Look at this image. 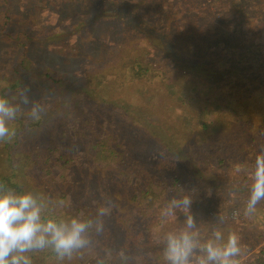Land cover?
<instances>
[{"label":"trees","instance_id":"1","mask_svg":"<svg viewBox=\"0 0 264 264\" xmlns=\"http://www.w3.org/2000/svg\"><path fill=\"white\" fill-rule=\"evenodd\" d=\"M0 1L8 14L9 1ZM68 1L85 25L89 20L98 30L86 31L81 40L89 44L74 58L85 61L79 59L84 52L87 64L64 79L39 72L31 35L13 30L8 15L0 17V97L21 110H43L55 90L71 87L74 96V104L55 109L62 119L50 122L45 109L27 125L38 131L36 150L24 153L23 175H2L0 184L25 193L14 178L28 173L30 188L37 183L48 189L39 200L45 220L91 222V238L73 250L72 261L51 245L23 255L31 264H167L162 236L182 227L185 217L177 209L176 217L162 221L160 212L172 198L189 195L202 241L217 229L225 237L235 232L238 264H264V244L257 240L264 239V200L251 214L242 204L236 219L227 217L226 205L232 197L249 199L255 159L264 148V0ZM58 19L45 14L43 25L56 27ZM98 45L118 54L128 52L125 47L132 51L118 65L103 63L93 55ZM8 49L11 59L4 55ZM83 77L98 90L77 88L71 80ZM131 87L150 93L151 101L141 105L132 95L115 113L108 98ZM22 92L30 103H22ZM156 100L166 109H157ZM43 118L48 131L67 139L45 136ZM27 128H15L13 137ZM3 144L7 148L8 141ZM213 169L220 174L211 179ZM222 173L230 174L231 185Z\"/></svg>","mask_w":264,"mask_h":264},{"label":"clouds","instance_id":"2","mask_svg":"<svg viewBox=\"0 0 264 264\" xmlns=\"http://www.w3.org/2000/svg\"><path fill=\"white\" fill-rule=\"evenodd\" d=\"M21 96L23 104L30 103L23 92ZM41 110L34 106L32 117L39 120ZM20 111L19 104L14 105L6 97H0V141L15 134L8 124L17 118ZM252 181L246 214L253 213L259 202L264 200V148L256 156ZM192 204L193 199L184 195L179 200L172 198L161 209L162 221L176 217L177 209L185 217L182 227L169 230L162 236L167 264H238L237 257L241 254L239 235L229 232L225 237L223 231L217 229L210 238L202 241L197 220L191 211ZM43 211L44 205L31 192L17 193L0 184V264H31L23 254L49 245L61 259L71 257L73 250L85 247L88 243L85 233L91 222L76 218L45 220Z\"/></svg>","mask_w":264,"mask_h":264},{"label":"rangeland","instance_id":"3","mask_svg":"<svg viewBox=\"0 0 264 264\" xmlns=\"http://www.w3.org/2000/svg\"><path fill=\"white\" fill-rule=\"evenodd\" d=\"M10 3V9L11 11L8 14H5L3 11L6 10L5 5L0 9V17L3 15L9 16V22H11V28L13 30H19L27 32L31 35L33 39V44L35 45V51L33 54V60L36 63V68L39 72L47 71L51 72L54 76L58 78H66L67 76H73L72 73L74 71L76 72V69L80 68V64L83 63L82 66L86 65L87 55L84 52L80 53L79 55L82 56V58H79L80 60H85L80 63H78V60L74 61V58L76 57V52H78L79 47H83L87 43L86 40H81L84 35L86 34V31L88 32L90 29H92V33H95L98 30L96 23L90 24L89 20L87 22V25H85V19L83 18L82 12L78 11V9L75 11V9H70L69 1L68 0H8ZM0 4L1 1H0ZM72 5V4H71ZM54 14L58 16V25L56 27L47 26L44 27L43 25V19L45 14ZM79 14V15H78ZM7 20V19H6ZM2 21L0 19V25ZM94 30V32H93ZM103 31L109 33L110 30L104 29ZM104 33V32H103ZM102 33V35H103ZM104 36V35H103ZM77 38L76 39H74ZM81 40V41H80ZM48 46L52 47V51H50ZM98 48V49H97ZM132 47H125L124 51H128L125 54L124 53H117L116 50L112 52L109 49H106L105 46H96V49L93 51V55L96 56V59H99L103 63H111L118 65L119 59H124L125 55H130V50ZM11 49H8L4 52V55H8L7 58L11 59L12 55L10 52ZM81 50V49H79ZM121 52V51H120ZM92 55V56H93ZM33 64V63H32ZM76 64H79L77 68L75 67ZM47 68V69H45ZM86 68V66H85ZM86 74L92 76V71H82ZM103 73H106V71L103 68ZM194 73V72H193ZM198 73V72H197ZM73 83L75 84L77 88H85L86 90L93 91L94 89H97L94 85L93 80L87 79V77L79 78L78 79H71ZM76 81V82H75ZM41 85H39L40 88ZM45 88L47 86L45 85ZM94 88V89H93ZM71 87H66L62 89L55 90L51 97L49 104L51 107L46 108L45 105L43 112L45 109L49 110L51 112V117L49 118L50 122H53L54 120H60L62 119L60 113L56 111L55 109H62L68 106V102H72L74 96L69 92ZM73 89V88H72ZM98 90V89H97ZM128 91H131V94H129ZM62 92V97L59 96V93ZM142 93L144 96H142ZM121 95V96H120ZM129 95V96H127ZM136 95L139 102L145 105V103H148L151 101V94L148 92H142L137 91L136 87L127 88L125 91H120L119 95L118 92H114L112 96L108 98V101L111 103V101H114V107L113 110L115 113L123 112L125 107L124 100L129 99L130 96ZM178 98H182L177 93ZM184 99H187L185 97ZM161 101H154L156 105H161L157 109L165 110L166 106L161 104ZM75 102V101H74ZM88 102V101H87ZM178 102V101H176ZM173 101L174 103H176ZM182 103V101H181ZM136 105V104H135ZM172 103L169 104L168 112L171 113L173 109ZM54 110V112H53ZM48 111V112H49ZM56 114V115H55ZM40 115V113H39ZM130 114L127 112V114L124 115V117H128ZM162 115V114H160ZM40 115V119H41ZM162 117V116H161ZM17 118L20 123L16 121H9V128L12 132H14L15 128L18 127L20 130H23L22 127L27 128V125L31 122H36L38 120L34 119L32 117V108L28 109H22L18 115ZM54 118V119H53ZM45 121V122H43ZM43 123L41 124V127H45L44 133L45 136L50 137L54 140L60 139V140H66L67 138L65 136H59L56 132L48 131L49 130V124H46V119L43 118ZM47 122V123H50ZM26 131H21L22 133L17 135V137H13V135H10L8 138H6L4 141H1L0 145V176L2 175H9L12 178L14 176H17L18 174H22L23 171H21V168L23 167L24 163L26 162L25 154L27 152H34L36 150L35 148L32 149L33 144H36L35 137L37 136L36 133L38 131L36 129H25ZM15 133V132H14ZM145 133L144 131L142 132ZM7 148L6 146H3L4 142H7ZM197 151V150H196ZM14 154V157L12 156ZM217 171V174H216ZM220 174L219 170L213 169L210 170L208 173V176L211 177V179H214V177H217V175ZM23 175V174H22ZM222 175L224 176V180H226L229 183V180L232 178L230 174L225 173ZM228 175V176H227ZM24 178H14L17 180V182L21 185L23 188V192H31L36 199L40 200L41 192L48 190L47 188H39L38 184L35 183L31 188L29 187V174L25 173ZM220 180V179H218ZM231 185V184H230ZM232 188H237V186H234ZM233 198V199H232ZM226 201V205L229 208L227 217H230L232 219H236L239 215V211L242 210L244 205V211L248 200H243L236 197H232ZM240 199V200H239ZM238 201L242 203H237ZM92 231H96V229H92ZM86 238L90 240L91 235L85 234ZM257 240L260 242V245L264 244V239L261 237L257 238ZM252 252H258L257 249H254ZM75 253L74 251L71 254V257L69 258L70 261L74 259Z\"/></svg>","mask_w":264,"mask_h":264}]
</instances>
